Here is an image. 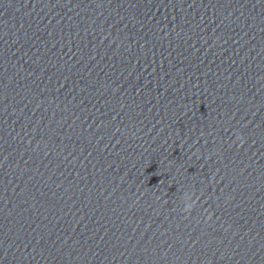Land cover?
Returning <instances> with one entry per match:
<instances>
[{"label":"water","instance_id":"1","mask_svg":"<svg viewBox=\"0 0 264 264\" xmlns=\"http://www.w3.org/2000/svg\"><path fill=\"white\" fill-rule=\"evenodd\" d=\"M0 264H264V0H0Z\"/></svg>","mask_w":264,"mask_h":264},{"label":"clouds","instance_id":"2","mask_svg":"<svg viewBox=\"0 0 264 264\" xmlns=\"http://www.w3.org/2000/svg\"><path fill=\"white\" fill-rule=\"evenodd\" d=\"M238 140L240 141V144L242 145L243 144V137L241 136V137H238ZM211 219H212V217L211 216H209L208 218H207V221H211ZM206 221V222H207Z\"/></svg>","mask_w":264,"mask_h":264}]
</instances>
